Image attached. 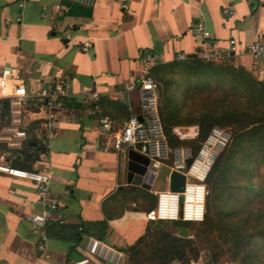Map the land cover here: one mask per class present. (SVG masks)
I'll return each instance as SVG.
<instances>
[{
  "label": "crops",
  "instance_id": "obj_1",
  "mask_svg": "<svg viewBox=\"0 0 264 264\" xmlns=\"http://www.w3.org/2000/svg\"><path fill=\"white\" fill-rule=\"evenodd\" d=\"M224 7L234 13L224 14ZM197 23L209 37L193 34ZM262 34L264 0H95L92 6L0 0V69L9 68L28 91L47 86L56 76H69L67 95L51 109L55 120L50 129H39L47 112L39 103L22 106L19 115L18 128L34 124L38 141L30 150L35 158L31 170L50 174L49 194L59 201L44 228L45 250L38 249L39 232L28 220L43 209L35 184L0 172V264H77L78 256H88L90 264H111L99 254H88L87 244L96 237L79 226L107 218L106 212L107 230L98 240L119 253L151 222L146 210L130 201L131 192L164 189H152L156 178L144 181L129 170L130 164L139 166L134 159L144 154L126 146L117 150L113 135L99 130L98 116L122 122L134 114L138 89L126 91L123 86L137 82L146 53L165 63L177 52L226 50L234 38V65L264 79V58L254 61L247 50ZM86 41L91 47L84 52L79 48ZM10 109L2 129L10 123ZM163 166L168 184L170 166ZM147 183L149 189L143 186ZM121 264H128L126 257Z\"/></svg>",
  "mask_w": 264,
  "mask_h": 264
},
{
  "label": "trees",
  "instance_id": "obj_2",
  "mask_svg": "<svg viewBox=\"0 0 264 264\" xmlns=\"http://www.w3.org/2000/svg\"><path fill=\"white\" fill-rule=\"evenodd\" d=\"M151 76L158 84V115L170 150L166 164H172L177 148H186L195 157L214 126L228 128L229 139L204 178L203 219L151 221L125 248L127 263L190 264L206 249L212 264L222 256L233 264H264V79L234 65L232 57L215 61L195 54L159 63ZM0 104L1 128L9 122L10 105L7 100ZM33 125L26 127L20 148L0 142V150L9 153L5 158L9 165L32 169L35 158L30 150L38 146ZM179 125H196L197 134L180 138L173 130ZM130 198L146 211L156 204L148 190L132 191ZM105 215L84 222L80 231L103 239L110 217ZM181 227L186 236L178 234Z\"/></svg>",
  "mask_w": 264,
  "mask_h": 264
},
{
  "label": "built area",
  "instance_id": "obj_3",
  "mask_svg": "<svg viewBox=\"0 0 264 264\" xmlns=\"http://www.w3.org/2000/svg\"><path fill=\"white\" fill-rule=\"evenodd\" d=\"M69 3H76L86 6H92L95 0H62ZM24 0H19V5H23ZM62 8L63 5L58 6ZM224 14H233L230 7L222 9ZM192 32L195 35L209 37V32L202 23L192 26ZM91 42L86 41L80 46L81 51H88ZM237 49V42L234 38L229 40V46L226 50L210 47L201 50L195 54L208 60L220 61L231 57ZM247 50L254 61L264 58V34L259 35L247 45ZM184 52H177L173 60L179 61L188 57ZM142 69L141 75L137 82L125 83L126 91L137 88L139 90V107L141 120L135 114H131L127 119L118 122L116 119L108 116H98V128L101 132L111 133L113 135V145L119 150L122 146L130 147L143 153L149 159L148 178H156L159 168L165 164L170 156V150L167 145L165 135L163 134L161 123L158 115V84L151 76V69L159 64L156 55L146 53L141 57ZM69 76H56L47 86L36 90L28 91L24 85L17 80L12 71L3 67L0 69V99H6L11 107L10 123L2 129L0 141L5 143L9 148H15L20 145L21 140L26 137V130L19 129V115L21 107L28 104L39 103L47 109L46 117L39 125V129L48 130L52 127L55 120V114L51 110L56 106L59 100L67 95ZM175 134L180 138L187 135L178 132L177 128L173 129ZM197 134V133H195ZM193 137V135H192ZM41 142L44 137L38 136ZM229 139V133L224 129L214 126L206 140L201 145L197 155L189 168L185 169L184 160L191 156L189 150L172 151L171 170L181 171L185 174L186 180L181 192L170 191L169 189L155 191L156 205L154 208L145 212L148 221H201L204 215L205 184L204 178L206 172L212 163L216 153L214 145L222 149ZM8 152L0 154V172H4L16 177L32 181L37 189L38 202L42 205V211L28 216L31 226L39 232L38 249L45 250L46 234L44 228L49 218V212L59 207L57 197L49 194V183L51 176L46 171L27 170L17 168L6 163ZM213 157V158H212ZM212 159V160H211ZM202 167L205 170L202 171ZM62 222V221H60ZM80 229V228H79ZM88 254H99L107 259L111 264H121L123 257H126V251L119 253L103 245L98 239H91L87 244ZM88 256L81 258L77 264H90Z\"/></svg>",
  "mask_w": 264,
  "mask_h": 264
},
{
  "label": "water",
  "instance_id": "obj_4",
  "mask_svg": "<svg viewBox=\"0 0 264 264\" xmlns=\"http://www.w3.org/2000/svg\"><path fill=\"white\" fill-rule=\"evenodd\" d=\"M137 95V99L134 102V114L137 116V118L139 120H141V115H140V107H139V90H137L136 92ZM159 102V100H158ZM135 153V152H133ZM142 155V154H140ZM134 159V158H133ZM134 160H137L139 162V166H137L136 169L131 168V164L129 165V170L134 171L137 173V175L140 177V179L142 180V178L145 179L147 178L148 174H149V159L142 155L141 158H136ZM193 161V157L192 156H187L184 160V167L185 169L189 168L190 164ZM129 176L131 175V172H129L128 174ZM186 177L185 174L181 171H177V170H171L168 176V188L170 191H174V192H181L184 188V183H185ZM143 186H145L147 189H149V184H143ZM155 226H158V223L154 224ZM178 234L180 236H186L187 234V230L184 227H181L178 231ZM79 259H81L80 256H78Z\"/></svg>",
  "mask_w": 264,
  "mask_h": 264
},
{
  "label": "rangeland",
  "instance_id": "obj_5",
  "mask_svg": "<svg viewBox=\"0 0 264 264\" xmlns=\"http://www.w3.org/2000/svg\"><path fill=\"white\" fill-rule=\"evenodd\" d=\"M1 111H2V107L0 104V112ZM174 128H177L178 129L177 131L180 132L181 134L183 133L184 135H187L184 138L192 137V135L195 136L196 135L195 133H197V130H198L196 125H179V126H176ZM220 128L224 129L225 132L229 133L228 128H223V127H220ZM193 129H194V132H193ZM1 134H2V127L0 128V135ZM214 148L216 149V153L213 155V157H215L217 155V153L221 150L219 148V146H217V145H214ZM1 153H3V151L0 150V154ZM166 172H167L166 167L162 165L159 168L157 177L151 186L152 189L159 190V189H165L167 187L168 184H167V180H166ZM205 189H206V193H205V197H206V194H207L206 186H205ZM205 201H206V198L204 200V212H205ZM163 223H166V222H163ZM210 254H211V252L207 251L206 249L201 250L199 255H198V258L195 261H193V264H212L210 261ZM214 264H233V263L227 262V259L222 256Z\"/></svg>",
  "mask_w": 264,
  "mask_h": 264
},
{
  "label": "bare ground",
  "instance_id": "obj_6",
  "mask_svg": "<svg viewBox=\"0 0 264 264\" xmlns=\"http://www.w3.org/2000/svg\"><path fill=\"white\" fill-rule=\"evenodd\" d=\"M205 170L204 167H202V171Z\"/></svg>",
  "mask_w": 264,
  "mask_h": 264
}]
</instances>
